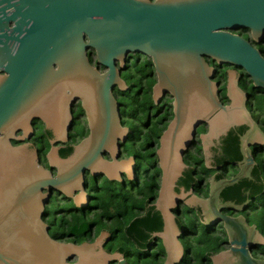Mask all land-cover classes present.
<instances>
[{
    "label": "water",
    "instance_id": "1",
    "mask_svg": "<svg viewBox=\"0 0 264 264\" xmlns=\"http://www.w3.org/2000/svg\"><path fill=\"white\" fill-rule=\"evenodd\" d=\"M241 27H249L255 39L263 34L264 0H0V264H110L122 258L100 250L102 233L80 245L52 239L42 216L50 194L44 189H55L83 207L88 202L86 172L111 181L122 180L123 173L127 180L135 178V159H118L128 129L120 123V104L113 96L114 87L126 89L120 73L128 54L150 57L155 103L165 94L172 99L173 116L155 151L160 183L154 205L163 225L154 236L165 252L162 264H177L184 253L172 210L191 191L177 192L175 186L186 167L183 155L201 125H207L200 134L207 163L215 140L233 126H248L239 138V171L212 179L206 199L192 194L186 201L201 206L204 225L222 223L226 233L229 247L213 254L211 264H264V258L250 253L254 244L264 245L256 226L220 210L241 211L247 204L219 203L225 187L249 177L255 164L249 146L264 143L234 74L226 85L230 101L222 104L215 68L206 61L240 67L253 86H264L259 51L229 31ZM88 49L94 51V65ZM77 99L89 134L67 157L51 142L46 158L56 170L53 176L39 164L37 150L22 141L31 137L33 118L63 141ZM19 131L23 134L16 136ZM14 138L20 143L13 144ZM75 256L78 260L70 263Z\"/></svg>",
    "mask_w": 264,
    "mask_h": 264
},
{
    "label": "flooded vegetation",
    "instance_id": "2",
    "mask_svg": "<svg viewBox=\"0 0 264 264\" xmlns=\"http://www.w3.org/2000/svg\"><path fill=\"white\" fill-rule=\"evenodd\" d=\"M229 31L238 34L247 40L252 47L259 51L260 56L264 59V32L258 37V39H255L253 37L252 30L249 27L230 29ZM87 57L93 65L96 64V57L93 50H87ZM206 61L209 65L215 68L213 80L218 82L217 95L222 104H228L230 101L226 96V85L228 77L232 72L238 86L246 95L245 106L248 112L250 113L252 119L256 122L257 127L264 134V86H253V81L250 75H248V73L240 67H235L230 64L218 65L210 58H206ZM125 66L126 69L121 71L120 77L124 80L126 89L122 91L119 90L118 87H114L113 89V96L120 104V123L123 127L128 129L126 141L120 147L121 153L118 159H126L132 156L135 159V167L133 170L136 176L133 180L126 181V176L123 173L121 175L122 180H113V182H118L116 185H119V190L116 191L117 195L119 193H123L129 197H133V199L127 200V196L124 201H116L115 208L112 211L113 216L112 214L105 216L102 214V203L97 200V194L95 193H99L100 187H106L104 186L105 181L110 180L105 177H101L100 175L93 177L86 172L84 176V190L88 194L87 204L83 207H75L73 201H70L68 198H64L62 195H58L55 189H44V193L49 192L50 194L48 196V200L45 202L42 221L47 225V232L52 239L75 245H80L81 243H91L101 233L105 234L100 245V250L109 254L115 253L122 255V258L118 259L116 257L117 260L111 262L110 264H140V259L149 256L156 258L157 261L160 259V264H162L165 258V252L160 239H156L154 236L156 232L162 230V226L158 230L149 231L145 240V246L143 241L142 243H139L142 240L140 232H146L147 230L145 225H138L139 234L136 235V229L134 226V222L137 219L142 218V216L147 215V213L149 215L154 211L159 212L154 205L157 199L159 187L157 188L155 195L151 190L152 193L144 196L143 194H139L138 188L141 186L140 177L144 171L155 174L160 183V170L159 172H154V168L149 164L143 169L140 168L139 163H145V161H142L139 158L140 156L135 153L134 147H136V144L139 142L138 137H140V140H143L144 136L148 134L150 138V148H152L154 152L156 151L159 144V138L157 139L156 132L151 130V128L154 125H157L158 128H161L162 126L164 129L166 128L173 116L171 107L172 99L169 95L165 94L160 103H155L152 97V87L156 81V73L150 57L142 54H128L126 56ZM101 70L103 69L101 68ZM148 81H152L150 86L147 84ZM149 87L150 91L148 92ZM144 91L149 93L151 102L146 105L147 112L145 117L139 119L135 111L130 108H126V104H124L122 98L126 97V92H131L132 95L139 94V96H141ZM133 107L138 108V106ZM125 108L126 110H124ZM70 111L72 113V120L63 141L58 140L57 135H55L51 129H48L45 123L38 118H33L30 121V132H32L31 137H25L22 141L29 142L30 145L37 150L39 164L44 166L46 169H49L53 176L55 175L56 170L49 167L46 158V153L51 146V142L54 146L58 147V152L61 157H67L72 153L74 145L78 144L89 134L87 117L82 108L80 99L73 101L70 106ZM247 130V125L233 126L226 135H223L219 139L215 140L214 144L209 148L210 156L207 163L204 158L200 139V134L207 131V125L197 127L192 143L183 155V161L186 167L183 169L182 175L177 179L175 186V190L177 192H180L181 189L185 192L191 191L190 195L177 200L176 205L172 210L176 223L181 230L179 234V241L181 242L184 250L182 259L177 264H196V259L188 258V256L191 252V245H194L195 243L193 239L198 236L201 231L200 227L204 229L203 233H206L212 238L220 239L221 250L229 247L226 233L222 228V223L207 226L204 225L201 206L188 205L186 201L192 194L199 198L206 199L208 197L212 179L213 181H219L224 178H230L239 171L240 161L242 159L239 138ZM162 132L163 131H161V133ZM22 134L23 133L19 131L16 132L15 135L20 136ZM234 138L237 139V143H234ZM156 140H158L157 146ZM262 140L263 139L260 138L257 141ZM12 143L17 144L20 142L14 138L12 139ZM47 144L48 147L44 150ZM130 147L133 148L132 152L129 153L127 150ZM249 148L255 161L249 177L240 179L232 186L225 187L220 192L219 196V203H246L247 206L241 211H233L232 209L225 207L220 210L224 215L231 217L239 215L243 216L248 224H254L257 231L264 236L263 197L262 203H260L261 191L262 194L264 193V143H254L250 145ZM123 155L125 158H123ZM104 157L109 158L107 154H105ZM155 167L159 169L157 160ZM256 187H261V191L257 193L254 192ZM57 198H61L63 202L70 203V206L68 205V210L66 206L65 208L61 207L60 204H55L58 205V207H56L58 212H54V208L52 207L53 203H57ZM110 210L112 209L110 208ZM64 212L66 213L64 218L71 221L73 219L71 218L72 214L82 216L81 219H83L87 225L81 234H76L73 229L69 227V225H65L66 230L63 229L64 225L62 224L64 223V220L60 216ZM159 214L161 216L160 212ZM255 215L261 219L258 220L259 223L262 222L261 227H259L258 223L251 220V218L255 217ZM250 253L255 258H264V245L254 244L250 248ZM213 254H210L209 258L203 259L205 264H211L210 257ZM208 259L210 262H208ZM77 260L78 257L75 256L69 262L75 263Z\"/></svg>",
    "mask_w": 264,
    "mask_h": 264
},
{
    "label": "trees",
    "instance_id": "3",
    "mask_svg": "<svg viewBox=\"0 0 264 264\" xmlns=\"http://www.w3.org/2000/svg\"><path fill=\"white\" fill-rule=\"evenodd\" d=\"M149 91H150V87L148 89V92ZM125 96L126 97L124 98V104H126V108L127 109L130 108L133 111H135L139 119L145 117V114L147 112L146 105H148V103L151 102V97H150L149 93L144 91L141 94V96H139V94L132 95L131 92H126ZM133 106H138V108L133 107ZM126 108L124 110H126ZM140 113H142V114H140ZM164 126H165V124H164ZM151 130L156 132V136L158 139L161 131L164 130V127L162 126L161 128H158L157 125H154L151 128ZM138 140H139V142L136 144V147H134V151H135V153H137L140 156L139 158L142 161H145V163L140 162L139 167L143 169L144 167L148 166V164H149L151 167L154 168V172H159V169L157 167H155L157 158L155 156L154 150L152 148H150L149 135L146 134L144 136L143 140H140V137H138ZM233 141H234V143H237L236 138H234ZM157 143H158V140H156V146H157ZM47 147H48V144L46 145L44 150H46ZM132 148L133 147H130L127 151L129 153L132 152ZM237 157H239V156H237ZM140 180H141V186L138 188L139 194H143V196H144V195H148V194L152 193V191L154 192V195L156 194V190L159 187V181H158V177L155 174L148 173L147 171H144L140 177ZM110 181H105L104 186H106V187H103V186L100 187L99 193L98 194L95 193V194H97V197H96L97 200L101 201V203H102V206H103L102 207V214H104L105 216H109L111 214L113 216L112 211L115 208V202L116 201H124V199L128 196V195H124L123 193H119L117 195L116 191L119 190V187H118L119 185L117 186L116 184L118 182H113V181L110 182ZM126 181H127V179H126ZM113 185H114V187H113ZM120 189H123V188H120ZM259 191H261V187H256L254 192L257 193ZM105 194H111L112 196H109L108 198H106ZM114 194H116V195H114ZM262 197L264 199V193L262 194V191H261L260 203H262ZM129 199H133V197L128 196L127 200H129ZM137 200H140V199H137ZM254 204H256V203H254ZM110 208L112 210H110ZM263 213H264V209H263ZM65 215H66V213L64 212L60 216L64 220V223L62 224V225H64L63 229L66 230L65 225H69V227L72 228L76 234L77 233L81 234L87 225L86 222L83 219H81L82 216L77 215V214H72L71 218H73V219L71 221V220L64 218ZM255 219L256 220L258 219L257 215H255ZM253 222H256V221L253 220ZM139 224H144L146 229H147L146 232L145 231L140 232V237L142 238V240L139 243H142V241H143L144 246H145V240L149 234V231L150 230L155 231V230H158L159 228H161L162 219H161L159 212H157V211H154L152 214H149V215L147 213V215L142 216V218H139L134 222V226L136 229L135 235L139 234V230H138ZM203 231H204V229L202 228V231L199 232L198 236H196L193 239V241L195 243H194V245H191V252L189 253V256H188V258H195L196 264H205V262L203 261L204 258H209L210 254L216 253L219 250H221L220 239L219 238H212L211 236H208L206 233H203ZM208 262H210L209 259H208ZM158 264H160V263H158Z\"/></svg>",
    "mask_w": 264,
    "mask_h": 264
},
{
    "label": "rangeland",
    "instance_id": "4",
    "mask_svg": "<svg viewBox=\"0 0 264 264\" xmlns=\"http://www.w3.org/2000/svg\"><path fill=\"white\" fill-rule=\"evenodd\" d=\"M152 83V81H148L147 82V84H148V86H150V84ZM122 93V92H121ZM125 93V92H124ZM122 100L124 101V98H122ZM154 107H155V105H154ZM202 131V130H201ZM153 147H154V145H153ZM123 158H125L124 157V155H123ZM112 185V184H111ZM98 194V193H97ZM114 195H116V194H114ZM109 196H112L111 194H105V197L106 198H108ZM56 202L57 203H53V207L52 208H54V212L55 211H57L58 212V209L56 208V207H58V205H55V204H60L61 205V207H67V210H68V207L70 206V203L69 202H63L62 201V199L61 198H57V200H56ZM69 205V206H68ZM65 207V208H66ZM55 214V213H54ZM59 216V215H58ZM94 219L96 220V218L94 217ZM251 220L253 221H256L257 223H258V225H259V227H261L262 226V222H260L259 223V221H257V220H261V219H255V217H252L251 218ZM199 226V225H198ZM200 230L202 231V228L200 227ZM152 255V254H151ZM264 257V256H263ZM140 264H158V263H160L161 262V260L160 259H158V261H157V259L156 258H153V257H151V256H149V257H143L142 259H140ZM158 262V263H157Z\"/></svg>",
    "mask_w": 264,
    "mask_h": 264
},
{
    "label": "bare ground",
    "instance_id": "5",
    "mask_svg": "<svg viewBox=\"0 0 264 264\" xmlns=\"http://www.w3.org/2000/svg\"><path fill=\"white\" fill-rule=\"evenodd\" d=\"M110 238V237H109ZM107 244V243H106ZM125 260V259H124Z\"/></svg>",
    "mask_w": 264,
    "mask_h": 264
}]
</instances>
